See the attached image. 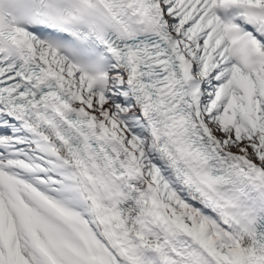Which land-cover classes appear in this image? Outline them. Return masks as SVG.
I'll return each instance as SVG.
<instances>
[{
  "label": "snow or ice",
  "instance_id": "1",
  "mask_svg": "<svg viewBox=\"0 0 264 264\" xmlns=\"http://www.w3.org/2000/svg\"><path fill=\"white\" fill-rule=\"evenodd\" d=\"M0 264H264V0H0Z\"/></svg>",
  "mask_w": 264,
  "mask_h": 264
}]
</instances>
